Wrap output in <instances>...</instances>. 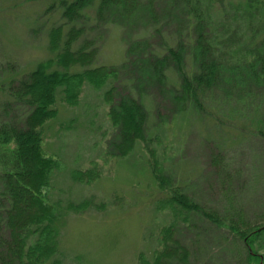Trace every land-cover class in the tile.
Wrapping results in <instances>:
<instances>
[{
	"label": "trees",
	"instance_id": "16d2710c",
	"mask_svg": "<svg viewBox=\"0 0 264 264\" xmlns=\"http://www.w3.org/2000/svg\"><path fill=\"white\" fill-rule=\"evenodd\" d=\"M47 1V12H60L63 20L48 32L49 57L22 75L13 62L0 63V145H15L6 161L0 158V264H65L62 238L68 218L104 207L96 205L95 196L77 200L51 197L59 175L67 174L74 185L84 187L99 177L95 169L79 166L65 170L56 154L47 153L45 134L59 118V104L81 110L80 115L63 125L66 135L73 139L72 132L84 129L92 135L96 128L100 102L95 104L92 99L107 105V116L116 130L111 152L119 158L129 156L138 144L150 148L158 140L157 134L148 136V114L140 93L138 97L132 93L133 89L139 90L138 74L145 65L154 83L164 88L168 81L166 70L174 69L178 84L170 88L167 104L176 109L173 118L192 110L202 114L218 105L217 96L228 106L239 108L246 98H254L255 92L259 95L252 108L264 114V0ZM115 6H121L122 11L114 10ZM115 19H121L123 29L130 31L126 61L115 67L98 65L97 44L102 39L98 26L107 29ZM93 22L98 25L94 27ZM138 24L149 28V38L131 37ZM87 29L96 31V38H89ZM164 31L174 34L170 46L163 39ZM160 43L164 46L158 49ZM188 56L193 58V67L187 66ZM120 87L124 91L130 88L132 95L126 101L119 94ZM262 119L259 137H264V116ZM149 150L154 158L150 160L153 178L163 195L156 205L158 210L171 213L174 221L162 229V239L156 242L162 251L156 248L149 258L140 255L139 264H167L170 243L182 248V263L190 264V250L174 242V234L189 218L197 223L194 213L203 215L197 216L198 223L205 222L222 234L226 245L219 252L224 262L233 259L249 264L251 254L243 237L251 234L254 227L244 222L240 212L231 217L227 209L220 216V212L200 207L165 171L155 150ZM232 159L229 150L207 151L204 161L213 170L210 177L232 170ZM92 164L96 167L95 162ZM232 232L237 238L230 242ZM3 246L10 250L6 256Z\"/></svg>",
	"mask_w": 264,
	"mask_h": 264
},
{
	"label": "rangeland",
	"instance_id": "374dc122",
	"mask_svg": "<svg viewBox=\"0 0 264 264\" xmlns=\"http://www.w3.org/2000/svg\"><path fill=\"white\" fill-rule=\"evenodd\" d=\"M48 7L47 0H0V63L13 62L20 68L19 75L31 72L49 57L48 32L63 20L60 12H47ZM114 8L122 11L121 6ZM94 22L95 27L98 24ZM121 24V19H115L103 30L99 24L102 39L97 44L100 46L98 65L115 67L126 61V38L130 31H125ZM131 33L136 40L150 35L149 28L142 24ZM87 34L89 38H96V31L87 29ZM173 38L174 34L164 31L163 39L170 42L168 46L174 43ZM163 46V43L157 44L158 49ZM187 66L193 67L192 56H188ZM140 71L139 90L133 89L132 93L136 97L140 93L147 111L148 136H158L150 148L138 144L127 157L113 156L111 141L116 130L107 116L109 107L100 100L92 99L95 104L100 102L92 135L84 129L72 132L74 139L66 135L63 125L80 115L81 110L62 103L58 105V120L47 127L45 149L50 155L56 154L65 170L80 166L84 170L95 169L99 174L95 183L87 187L74 185L67 174L59 175L55 178L51 197L57 200L68 196L77 200L95 196L96 205H104L68 218L62 238L65 264H139L140 255L152 256L162 229L171 225L174 217L168 211L158 210L156 205L163 195L153 178L151 161L154 158L149 149L155 150V157L165 171L200 207L220 212V216L227 209L231 217L240 212L244 222L255 229L243 237L251 254L249 264H264V137H259L264 114L252 108L257 104L258 93L253 94L254 98H246L239 108L228 106L217 96L219 108L209 107L202 114L192 110L173 118L176 109L167 104H170V88L178 84L174 69L166 70L165 88L154 83L148 66H142ZM220 71L225 78L223 70ZM119 94L124 101L132 95L130 88L124 91L123 87L119 88ZM120 98H116L117 103ZM153 100L156 103L153 104ZM217 118L222 122H217ZM211 149L214 153L231 151L234 166L220 174L222 180L220 176L210 177L213 170L204 161L206 152L210 154ZM12 151H15L14 143L0 145V158L6 161ZM194 216L197 223L189 218L174 234V242L190 250V264H240L229 258L223 261L219 251L226 242L222 234L205 222L198 223L197 216H203L201 213H194ZM231 235L230 242L237 238L234 232ZM157 249L161 252L163 248L158 246ZM7 251L10 250L3 246V256ZM182 251L170 243L165 262L183 264Z\"/></svg>",
	"mask_w": 264,
	"mask_h": 264
}]
</instances>
